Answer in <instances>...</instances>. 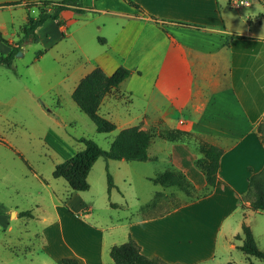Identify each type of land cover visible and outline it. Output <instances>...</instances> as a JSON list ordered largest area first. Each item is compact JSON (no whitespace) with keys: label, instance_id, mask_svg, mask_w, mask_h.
Wrapping results in <instances>:
<instances>
[{"label":"crops","instance_id":"obj_1","mask_svg":"<svg viewBox=\"0 0 264 264\" xmlns=\"http://www.w3.org/2000/svg\"><path fill=\"white\" fill-rule=\"evenodd\" d=\"M28 1L41 0H6L0 4V9H8L11 15L9 21L0 16V31L7 40L0 39V52H9L20 41L30 17L24 4ZM132 1L83 0L84 12L65 9L60 21L48 18L36 29L37 43L43 53L32 64L51 54L54 60L51 67L60 75L58 83L69 88V95L96 67H101L107 75L114 74L120 66L131 71L105 95L99 111L104 109L106 118L115 122L116 129L138 125L152 134L149 154L156 157L154 161L165 159L167 167L155 175L143 173L144 179L153 181L170 171L183 175L189 183L188 192L177 184L153 181L163 187L158 193L166 191L164 204L169 198L184 197V191L190 195L205 192L206 176L197 164L204 157L202 147L216 145L223 149L216 185L206 195L193 200L212 199L207 210H202V216L217 222L211 253L196 259L194 264L215 260L242 243L239 239L234 241L242 232L244 219L247 221L238 198L247 191L249 176L264 167V145L257 132V124L264 117V28L255 25L264 21L261 18L264 11L245 10L252 4L251 0L249 5L240 7H234L233 0ZM259 2L264 7V0ZM57 94L61 95L59 91ZM121 107L124 111H118ZM173 133L175 136H169ZM78 151L63 144L57 153L66 154L64 161ZM132 161L140 160L99 157L89 171V189L70 192L68 186L64 196L58 195L54 206L64 205L73 214L92 213L98 192H91L93 181L98 179L102 192L106 180L102 168H109L116 186L109 193L106 185L105 205L129 208L113 168L120 171ZM148 161L153 160L141 162ZM33 173L56 198L52 183L36 171ZM129 177L127 180L131 182ZM115 191L121 194L119 201L114 199ZM222 196H227V200L221 199ZM187 206L188 203L174 210ZM239 209H242L241 216ZM247 209L249 214L254 212ZM15 211L18 210L9 209V212ZM165 215L118 221L113 228L124 241L110 238V232L108 247L111 249L131 237L147 256L183 264L193 262L188 255L178 252L177 244L188 241V248L198 249L194 245L202 237L197 230L179 224L171 226L167 234L153 231L151 225L148 227V223ZM105 239L103 234L101 249L92 264H105L101 260ZM80 258L90 264L87 257Z\"/></svg>","mask_w":264,"mask_h":264},{"label":"rangeland","instance_id":"obj_2","mask_svg":"<svg viewBox=\"0 0 264 264\" xmlns=\"http://www.w3.org/2000/svg\"><path fill=\"white\" fill-rule=\"evenodd\" d=\"M5 1L0 0V4ZM251 2L245 10L264 11L259 0ZM0 16L7 21L11 19L8 9H0ZM255 25L264 28V21ZM41 50L37 42L24 41L23 48L18 51L22 54L18 55L17 52L15 55L14 67L0 66V264H61L63 257H75L83 264L84 260L80 257H87L92 264L101 249L103 234L106 239L101 260L105 264H116L108 247L110 232V238L121 239L118 241H124V238L116 235L113 225L120 220L165 215L168 211L172 213L148 223V227L151 225L153 231L169 234L171 226H191L202 238H198L199 243L194 245L198 249L188 248V241L177 244L178 252L188 255L189 261H193L185 264H194L196 259L209 255L215 244L217 222L209 220L206 215L202 216V210H207L212 199L193 202L203 193L193 192L190 195L189 191H184V197L178 195L169 198L164 204L163 193L166 191L158 193L163 187L142 176L143 173L155 175L165 170V159L132 161L129 163L131 165L124 167L129 169L122 167L120 171L113 168L117 185L129 202V208L105 205L108 198L105 188L108 185V170L112 173L109 168H102L106 178L102 192L98 179L93 181L91 192H98L92 213L73 214L64 205L54 206V201L64 196L69 186L63 177L53 175L55 166L66 155L57 153L62 145L68 144L81 150L84 144L79 138L84 136L94 139L103 148H109L120 129L110 133L98 132L92 119L79 109L72 95H69V88L58 83L60 75L51 67L54 61L52 55L47 54L39 63L32 64ZM119 110L124 111V107ZM99 113L108 117L104 109ZM257 128L264 133V117ZM33 171L52 183L51 190L56 191V198ZM128 175L131 182L127 180ZM114 199H121L118 191H115ZM221 199L227 200V196ZM187 203L189 206L186 208L174 210ZM241 205L259 248L264 250V212L254 210L249 214V202H242ZM11 208L19 212L31 210L34 216H23L18 211L9 212ZM239 212L241 216L242 209ZM234 239L236 242L237 238ZM223 255L199 264H227L229 260L235 264H264V260L248 256L238 247Z\"/></svg>","mask_w":264,"mask_h":264},{"label":"trees","instance_id":"obj_3","mask_svg":"<svg viewBox=\"0 0 264 264\" xmlns=\"http://www.w3.org/2000/svg\"><path fill=\"white\" fill-rule=\"evenodd\" d=\"M132 3L133 1L130 0ZM45 5L53 4L51 10H43L36 19L29 17L26 26L23 27V35L20 41L11 46L7 53L0 52V66L8 68L14 67L16 53L21 49L24 41H39V35L36 31L48 18L60 21V14L65 9H73L77 12H84L82 8L83 0H41ZM264 19V15L261 17ZM0 39L7 42L0 31ZM43 50L39 51V55ZM37 55V56H39ZM130 70L125 66H120L114 74L107 75L101 67H96L90 73L85 75L72 93L74 101L80 110L86 113L95 123L98 132L110 133L116 130L117 125L112 120L102 116L99 113L100 106L105 95L113 88L118 86L126 77L130 75ZM259 137L264 145V133L257 128ZM169 136H175L169 134ZM84 144L83 149L79 150L73 156L58 163L53 171L54 177H63L70 187V192L84 191L89 189L90 184L88 175L91 167L99 157L105 159H126V160H154L155 156L149 154V146L152 141V134L149 131L141 129L138 125L121 129L111 141L109 148H103L94 139L89 137L79 138ZM204 157L197 161V164L204 171L207 181V189L202 195L209 193L216 185L218 180V171L220 159L223 155V149L216 145L203 146ZM108 192L116 186L112 173H107ZM153 181L164 185L177 184L188 190L189 183L183 175L174 174L170 171L163 172ZM189 191V190H188ZM239 203L249 202V208L255 211H264V167L261 171L252 173L249 176L248 188L245 194L239 196ZM23 216H33L31 210H25L20 213ZM246 217V216H245ZM242 241L238 244V249L248 256H255L264 260V250L260 249L257 240L250 225L244 219L242 223V232L235 236ZM110 255L116 264H183L180 262H169L160 256H147L142 252L141 245L133 238L127 241L114 244L110 249ZM61 264H83L75 257H65ZM227 264H235L229 261Z\"/></svg>","mask_w":264,"mask_h":264},{"label":"built area","instance_id":"obj_4","mask_svg":"<svg viewBox=\"0 0 264 264\" xmlns=\"http://www.w3.org/2000/svg\"><path fill=\"white\" fill-rule=\"evenodd\" d=\"M249 3L250 0H233L232 5L240 7L242 5H249ZM26 5L29 9V14L34 19L38 18L43 10H51L53 7V4L45 5L41 1L27 2ZM180 122L183 123L184 120H180Z\"/></svg>","mask_w":264,"mask_h":264},{"label":"water","instance_id":"obj_5","mask_svg":"<svg viewBox=\"0 0 264 264\" xmlns=\"http://www.w3.org/2000/svg\"><path fill=\"white\" fill-rule=\"evenodd\" d=\"M22 54V52H18V55H21Z\"/></svg>","mask_w":264,"mask_h":264}]
</instances>
